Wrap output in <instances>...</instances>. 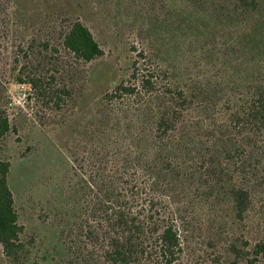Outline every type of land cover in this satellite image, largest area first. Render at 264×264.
I'll return each mask as SVG.
<instances>
[{"label":"trees","instance_id":"obj_1","mask_svg":"<svg viewBox=\"0 0 264 264\" xmlns=\"http://www.w3.org/2000/svg\"><path fill=\"white\" fill-rule=\"evenodd\" d=\"M144 1L116 0L143 47L66 143L77 188L54 260L264 264V0ZM17 10L0 0V149L9 84L45 125L74 116L76 67L103 55L78 18L35 36ZM9 170L0 157V251L26 264Z\"/></svg>","mask_w":264,"mask_h":264},{"label":"rangeland","instance_id":"obj_2","mask_svg":"<svg viewBox=\"0 0 264 264\" xmlns=\"http://www.w3.org/2000/svg\"><path fill=\"white\" fill-rule=\"evenodd\" d=\"M148 1L142 3L145 8ZM11 2L23 19L32 21L33 35L43 36L52 30L55 36L60 26L78 18L103 49V55L83 65L84 68L74 66L78 69L75 73H79V84L83 86L77 92L74 116L53 117L45 121V125L39 124L23 106L25 89L15 84L7 87L12 101L8 110L16 131L3 140L0 157L10 162L8 184L18 222L23 226L22 239L30 254L26 264H56L54 258L58 259L62 250L59 225L69 219L73 206L71 195L77 188L76 179L71 178V161L65 146L74 130L81 129L85 121L93 117L101 94L128 74L134 56L130 47L141 49L143 45L136 37L138 24L131 17L119 14L116 0ZM2 40H6L5 37ZM3 261L0 251V264Z\"/></svg>","mask_w":264,"mask_h":264}]
</instances>
